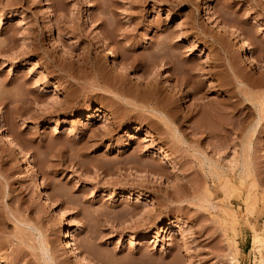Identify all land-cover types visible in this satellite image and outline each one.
I'll list each match as a JSON object with an SVG mask.
<instances>
[{
	"label": "rangeland",
	"instance_id": "374dc122",
	"mask_svg": "<svg viewBox=\"0 0 264 264\" xmlns=\"http://www.w3.org/2000/svg\"><path fill=\"white\" fill-rule=\"evenodd\" d=\"M205 8L237 30L256 68ZM182 69L203 82L195 97ZM261 95L264 0H0V264H258ZM154 106L174 113L177 149L150 124ZM202 110L213 121L200 135Z\"/></svg>",
	"mask_w": 264,
	"mask_h": 264
},
{
	"label": "bare ground",
	"instance_id": "6f19581e",
	"mask_svg": "<svg viewBox=\"0 0 264 264\" xmlns=\"http://www.w3.org/2000/svg\"><path fill=\"white\" fill-rule=\"evenodd\" d=\"M216 12V11H215ZM212 13L210 10L208 11V9L207 8H205V10H204V19H207V20H209V19H211V14L213 15V16H215L216 15V17H215V19H214V21L216 20V19H218L217 21L219 22V23H221V25L223 24V29H224V31L223 30H221L222 32H224V34H228L230 37H232V38H234L235 40H233V41H235V53L236 54H240V55H242V57H244V58H246L247 59V63L251 66V67H253V68H256L257 67V60H256V58H255V56H250V54H248V52H247V49H246V47L244 46V44L241 42V37H240V34L238 33V32H236L235 30H232L231 28H229L230 26H227V24H226V22L227 21H225L224 19L225 18H221V15H219L218 13L216 14V13ZM88 18H91L90 17V15H87V19L85 20V21H88ZM219 28V27H218ZM221 28V29H222ZM6 29V28H5ZM239 31V30H238ZM238 33V34H237ZM243 35V34H242ZM162 44V43H161ZM35 47V46H34ZM36 50V49H35ZM31 51V50H30ZM156 54H159V53H156ZM162 55H163V53H162ZM165 55V54H164ZM159 56V55H158ZM166 56V55H165ZM107 57V56H106ZM115 57H116V55L115 54H113L112 56H111V58H114L113 60H112V62H110V63H112L113 65H116V64H118V63H116V61H115ZM155 57V56H154ZM160 57H161V55H160ZM164 58V57H163ZM110 59V58H109ZM157 59H159V58H157ZM170 59V58H169ZM165 60V59H164ZM154 61V60H153ZM161 61H162V58H161ZM152 62V61H151ZM160 62V61H159ZM169 62V61H168ZM161 63V62H160ZM165 63L167 64V59L165 60ZM172 63V62H171ZM154 64V63H153ZM151 65V64H150ZM170 65V64H169ZM117 67H118V65H116ZM168 66V65H167ZM171 67H173V66H171ZM232 67V66H231ZM261 67V66H260ZM193 69H195V68H193ZM189 70H191V69H189ZM174 71H176L175 69H174ZM182 72L184 71L183 69L181 70ZM180 71V73L181 74H185L184 75V77H181L180 79L179 78H177V79H179V81H181V84L182 85H180V86H183L184 88H188L189 90V93H185L184 91V93L185 94H190V95H194V94H196L197 92H199L200 90H202L203 89V85H202V83L201 82H199L198 80V82L197 83H194L193 81V78H194V76H193V73H191L193 70H191V71H189V72H187V74L186 73H182ZM206 71V70H205ZM177 73V72H176ZM179 73V72H178ZM236 73V72H235ZM238 73V72H237ZM237 73H236V76H237ZM206 74V73H205ZM211 74V73H210ZM234 74V73H233ZM169 75V74H168ZM173 75V74H172ZM195 75H197V74H195ZM209 75V73L207 74V76ZM173 76H175V74L173 75ZM182 76V75H181ZM178 77V76H177ZM179 77H180V75H179ZM211 77V76H210ZM124 78V77H123ZM197 77L195 76V79H196ZM177 81V80H176ZM176 84H177V82H176ZM179 84V83H178ZM175 85V84H174ZM172 86V85H171ZM176 86H173V89L175 90L176 88H175ZM182 87V88H183ZM172 88V87H171ZM183 88V89H184ZM181 89V88H180ZM173 90V91H174ZM176 91V90H175ZM182 92V91H181ZM155 93V92H154ZM178 89H177V92L176 93H174V94H176V96L178 95ZM150 94V93H149ZM156 94H158V91L156 92ZM152 96H153V94H151ZM247 95V94H246ZM155 96H157V95H155ZM154 96V97H155ZM179 96H181V95H179ZM262 96V95H261ZM256 97L255 98V96H254V98H252V97H250V98H252V102H253V105L257 108L258 106H259V108L257 109V112H258V119H257V121L255 122V124H254V126H253V133L254 132H256V130L258 129V126H259V122H260V120L263 118V115H262V112H263V107L261 106V105H263L262 103V97H264V96H262V97ZM153 97V98H154ZM194 97H195V95H194ZM171 99V98H170ZM179 99H182L181 97L179 98ZM168 100V99H167ZM155 101H156V105H157V101L158 100H156V97H155ZM169 101V100H168ZM172 100H170V102H171ZM228 101V100H227ZM165 102V101H164ZM164 102H163V104H164ZM181 102V101H180ZM226 102V101H225ZM159 103V102H158ZM160 103H161V101H160ZM169 103V102H168ZM172 103V102H171ZM170 103V104H171ZM184 103V102H183ZM211 103V102H210ZM224 103V102H223ZM229 103V102H228ZM65 104V103H64ZM116 104V103H115ZM169 104V105H170ZM219 104V103H218ZM67 105V104H66ZM149 105V104H148ZM159 105V104H158ZM165 105V104H164ZM167 106H168V104H166ZM173 105V104H172ZM184 105V104H183ZM204 105V104H203ZM208 105V107H209V103L207 104ZM211 105V104H210ZM213 105H214V103H213ZM213 105H212V107H213ZM153 106V105H152ZM201 106H202V104H201ZM206 106V105H205ZM216 106V105H215ZM227 106V105H226ZM236 106V105H235ZM207 107V106H206ZM211 106H210V111H212L211 110V108H212ZM221 107V106H220ZM237 107V106H236ZM61 108V107H60ZM160 108H162V106L160 107ZM163 108H164V106H163ZM162 108V109H163ZM169 108V110H170V107H168ZM168 108H166L165 107V109H167V120L170 122V124L171 125H169V124H167V125H164V126H167V127H163V126H161L160 125V123L159 122H161L162 121V119L163 118H166L165 116V114L162 112V110H160L159 109V107H156V106H154V107H151V108H149L151 111H153V112H155V114H153V115H155L156 117H158V115H156V112L157 113H159L160 114V116L158 117V119L159 120H155V119H152V118H150L149 117V122H150V124L152 123V124H155V126H157L158 128H155L156 129V131H157V129L159 130V132H160V135L161 134H170V135H173V138L171 139V141H173V143H175V148H176V142H175V137H177V135H178V133H179V128L178 127H176V125H174L173 124V122H172V120H170V114H172L171 113V111H169L168 110ZM217 108V107H216ZM230 108V107H229ZM20 109V108H19ZM26 109V108H25ZM164 109V110H165ZM197 109V108H196ZM206 109V108H205ZM209 109V108H208ZM207 109V110H208ZM215 109V108H214ZM221 109V108H220ZM231 109V108H230ZM229 109V110H230ZM236 109V108H235ZM17 110V109H16ZM222 110V109H221ZM226 110V109H225ZM240 110V109H239ZM21 111V110H20ZM24 111V110H23ZM149 111V110H148ZM200 111V110H199ZM209 111V110H208ZM209 111V112H210ZM255 111H256V109H255ZM98 112L99 113H102V111L100 110V109H98ZM174 112H175V110H174ZM190 112V111H189ZM208 112V113H209ZM215 112V111H214ZM177 113V112H176ZM201 114V117L200 118H198L197 119V121L195 122V126H197V129L198 130H195V132L197 131H199V133H200V135L201 134H203V133H205L206 134V129H207V127L210 125V124H208V119L210 118H212V115L209 113H206V111L205 110H202L201 112H200ZM72 114V113H71ZM215 115H216V113H214ZM213 114V115H214ZM231 114V113H230ZM242 114V113H241ZM173 116H174V113L172 114ZM177 115H178V113H177ZM191 115V114H190ZM210 115V116H209ZM217 115H219L218 113H217ZM238 115V114H237ZM173 116H172V118H173ZM194 116V115H193ZM199 116V115H198ZM222 116H225V115H222ZM145 117V116H144ZM178 117V116H177ZM189 117V116H188ZM196 117V116H195ZM220 117V116H219ZM244 117V116H243ZM137 118V117H136ZM171 118V119H172ZM186 118V117H185ZM214 118V117H213ZM218 118V117H217ZM246 118V117H245ZM143 119V118H142ZM147 119V118H146ZM222 119V118H221ZM244 119V118H243ZM164 120V119H163ZM174 120V119H173ZM196 120V119H195ZM141 121H143V120H141ZM146 121V120H145ZM167 121V122H168ZM175 121V120H174ZM211 121H213L212 119H211ZM238 121H240V120H238ZM192 122V121H191ZM193 122H194V120H193ZM147 123V122H146ZM117 124H118V122H117ZM162 124V123H161ZM211 125H212V123H211ZM179 126V125H178ZM190 126V125H189ZM113 126L112 125H110V127L109 128H107V129H105L106 131H104V133H103V135H102V142L100 143V144H98L99 146H101V145H104L105 144V141H111L112 139H114L113 138V128H112ZM152 127V126H151ZM192 128H193V126H192ZM252 128V127H251ZM135 129V128H134ZM214 129V128H213ZM242 129V128H241ZM215 130V129H214ZM155 131V132H156ZM192 131H193V129H192ZM210 131V130H209ZM208 131V132H209ZM98 132V131H97ZM100 132V131H99ZM159 132L157 131V133L159 134ZM195 132H194V134H195ZM196 132V133H197ZM211 132V131H210ZM91 133H92V131H91ZM156 133V134H157ZM251 133H252V131H251ZM250 133V134H251ZM252 133V134H253ZM193 134V135H194ZM209 134V133H208ZM197 135V134H196ZM195 135V136H196ZM157 136V135H156ZM167 136V135H166ZM93 137V136H92ZM199 138H201L200 136H199ZM198 138V139H199ZM87 139H88V137H87ZM87 139H85V140H87ZM99 139V138H98ZM159 140H160V142H158L157 143V146H160L159 147V149H162L161 148V145H159V144H161V141H163L164 140V138H162V137H159L158 138ZM166 139V138H165ZM180 139V138H179ZM7 140L8 141H10L8 138H7ZM81 140V139H80ZM170 140V139H169ZM180 140H182V139H180ZM77 141V140H76ZM82 141V140H81ZM178 141V140H177ZM12 142V141H11ZM170 142V141H169ZM178 142H180V141H178ZM182 142V141H181ZM180 142V143H181ZM13 143V142H12ZM163 143V142H162ZM85 144V143H84ZM93 144V143H92ZM182 144V143H181ZM185 144V143H184ZM248 145H249V143H247ZM90 145H91V143H90ZM97 145V144H96ZM179 145V144H178ZM180 146H182V145H180ZM82 147V146H81ZM80 147V148H81ZM87 147V146H86ZM83 148V147H82ZM137 149V148H136ZM177 149V148H176ZM80 151H81V149H80ZM136 151H138V150H136ZM164 151V150H163ZM174 151V150H173ZM85 152V151H84ZM136 153V152H135ZM90 154V153H89ZM164 158H165V160H167V161H169L170 160V158H168L167 156H164ZM104 162V161H103ZM244 163H245V161H244ZM149 165V164H148ZM206 165H208V167H209V171L208 172H210V175L212 174V175H214L215 176V170L217 169V170H219V168H217V166H216V164H214V163H212L211 161H207V164ZM246 165V164H245ZM161 166V165H160ZM160 166L158 167V166H155V165H153L151 168L149 167L148 168V172H149V174H151V175H155V174H160V173H162L161 172V168H160ZM145 167H146V165H145ZM148 167V166H147ZM219 167V166H218ZM221 167V166H220ZM253 171V170H252ZM248 172V171H247ZM164 173V172H163ZM245 167H244V165L242 164L241 166H240V168H239V177H245L244 175H245ZM248 175V174H247ZM246 175V176H247ZM177 192V191H176ZM174 195V194H173ZM173 195H171L170 194V196H173ZM175 195H176V193H175ZM166 198H165V200L168 198V194H166V196H165ZM43 199L47 202L46 204H49L48 206L50 207V205H51V203H49L44 197H43ZM169 200H171V199H169ZM51 206H54V205H51ZM59 217H60V219H61V221H62V224L64 225V227H66L65 228V230L63 231V233H62V241H63V243H64V246H65V248L66 249H70V250H73V252H74V254L75 255H78L79 254V249L76 247V244H74L73 243V241H71V238H72V236H73V234H74V231H73V229L71 228V226H70V224H69V221H67V219H66V217H65V213L63 212H60L59 213ZM174 220H170V223L169 224H172V222H173ZM175 222V221H174ZM224 226H226V225H224ZM252 246L254 247V249H257L258 250V252H259V254H260V257H261V259H260V261L258 262V264H264V258H263V256H262V253H261V249H262V247L264 246V241H263V238L260 236V234L258 233V231H256V230H254V234H253V237H252ZM73 252H72V254H73ZM74 255V256H75ZM80 255H81V253H80ZM79 255V256H80ZM77 257V256H76ZM257 264V263H256Z\"/></svg>",
	"mask_w": 264,
	"mask_h": 264
}]
</instances>
